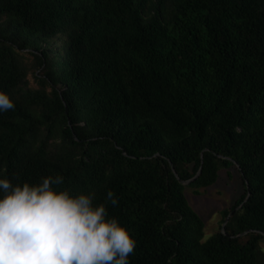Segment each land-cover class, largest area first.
<instances>
[{"label": "trees", "instance_id": "1", "mask_svg": "<svg viewBox=\"0 0 264 264\" xmlns=\"http://www.w3.org/2000/svg\"><path fill=\"white\" fill-rule=\"evenodd\" d=\"M0 88V175L94 190L130 264H264V0H0ZM233 164L244 191L203 239L180 180Z\"/></svg>", "mask_w": 264, "mask_h": 264}, {"label": "clouds", "instance_id": "2", "mask_svg": "<svg viewBox=\"0 0 264 264\" xmlns=\"http://www.w3.org/2000/svg\"><path fill=\"white\" fill-rule=\"evenodd\" d=\"M0 88V111L13 108ZM62 174L13 183L0 175V264H130L136 239L94 190L72 192ZM106 200L119 203L108 189Z\"/></svg>", "mask_w": 264, "mask_h": 264}, {"label": "rangeland", "instance_id": "3", "mask_svg": "<svg viewBox=\"0 0 264 264\" xmlns=\"http://www.w3.org/2000/svg\"><path fill=\"white\" fill-rule=\"evenodd\" d=\"M33 71L29 72L28 78L29 83L36 86ZM243 191V178L235 164L220 168L214 183L199 188L198 192L185 185L184 193L189 204L204 222L203 239L222 228L225 218L223 211L230 209ZM261 246L264 249V242H261Z\"/></svg>", "mask_w": 264, "mask_h": 264}, {"label": "water", "instance_id": "4", "mask_svg": "<svg viewBox=\"0 0 264 264\" xmlns=\"http://www.w3.org/2000/svg\"><path fill=\"white\" fill-rule=\"evenodd\" d=\"M172 167V166H171ZM172 170H173V173L177 176V174H176V171H175V169L172 167ZM200 171H201V167H199V169H198V171L194 174V176L192 177V178H190V179H187V180H180L181 182H182V184H184V185H186V184H189V182L192 180V179H194V178H196L197 177V175L200 173ZM246 184H247V182H246ZM246 188H247V190H248V184H247V186H246ZM249 196V190H248V192H247V195H246V198ZM245 198V199H246ZM241 205V204H240ZM239 205V206H240ZM233 212V210L232 211H230L229 213H228V215L226 216V218H225V220H224V222H223V224H222V229L224 230V226H225V224H226V222L228 221V219H229V217H230V215H231V213ZM247 232V230L246 231H244V232H241V233H239V234H237V235H242V234H244V233H246Z\"/></svg>", "mask_w": 264, "mask_h": 264}, {"label": "bare ground", "instance_id": "5", "mask_svg": "<svg viewBox=\"0 0 264 264\" xmlns=\"http://www.w3.org/2000/svg\"><path fill=\"white\" fill-rule=\"evenodd\" d=\"M237 204V203H236Z\"/></svg>", "mask_w": 264, "mask_h": 264}]
</instances>
